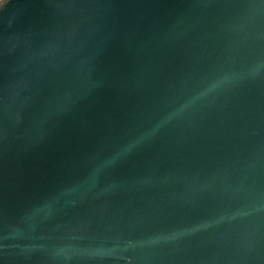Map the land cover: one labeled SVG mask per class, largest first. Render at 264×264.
<instances>
[{"label": "water", "instance_id": "obj_1", "mask_svg": "<svg viewBox=\"0 0 264 264\" xmlns=\"http://www.w3.org/2000/svg\"><path fill=\"white\" fill-rule=\"evenodd\" d=\"M0 264H264V0H2Z\"/></svg>", "mask_w": 264, "mask_h": 264}, {"label": "built area", "instance_id": "obj_2", "mask_svg": "<svg viewBox=\"0 0 264 264\" xmlns=\"http://www.w3.org/2000/svg\"><path fill=\"white\" fill-rule=\"evenodd\" d=\"M2 0H0V2H1Z\"/></svg>", "mask_w": 264, "mask_h": 264}]
</instances>
